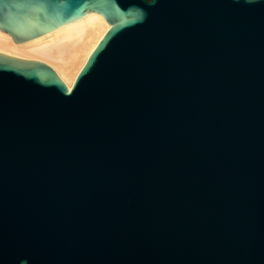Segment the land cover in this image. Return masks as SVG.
Listing matches in <instances>:
<instances>
[{
    "label": "water",
    "instance_id": "water-1",
    "mask_svg": "<svg viewBox=\"0 0 264 264\" xmlns=\"http://www.w3.org/2000/svg\"><path fill=\"white\" fill-rule=\"evenodd\" d=\"M89 14L70 90L0 54V264H264V0H0V31Z\"/></svg>",
    "mask_w": 264,
    "mask_h": 264
},
{
    "label": "bare ground",
    "instance_id": "bare-ground-1",
    "mask_svg": "<svg viewBox=\"0 0 264 264\" xmlns=\"http://www.w3.org/2000/svg\"><path fill=\"white\" fill-rule=\"evenodd\" d=\"M109 25L100 15L89 14L79 22L25 43L0 31V54L16 59L51 64L70 90L73 82Z\"/></svg>",
    "mask_w": 264,
    "mask_h": 264
}]
</instances>
